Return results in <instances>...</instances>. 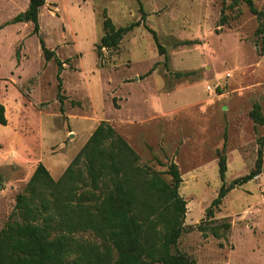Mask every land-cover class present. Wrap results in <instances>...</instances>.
Returning <instances> with one entry per match:
<instances>
[{"label": "rangeland", "instance_id": "rangeland-1", "mask_svg": "<svg viewBox=\"0 0 264 264\" xmlns=\"http://www.w3.org/2000/svg\"><path fill=\"white\" fill-rule=\"evenodd\" d=\"M253 3L264 12V0ZM27 5L0 0V231L16 219L15 198L37 164L58 179L104 123L134 150L137 166L165 180L170 163L178 168L186 202L178 251L195 264H264V123L250 115L257 104L264 118V21L233 0H45L34 35L31 22H13ZM104 17L116 27L144 19L99 48ZM40 38L54 51L50 60ZM258 156L260 173L206 216L221 185L219 157L230 184ZM77 167L85 172L84 162ZM225 222L229 229L214 237ZM70 236L102 244L92 231ZM77 256L68 242L64 263Z\"/></svg>", "mask_w": 264, "mask_h": 264}, {"label": "trees", "instance_id": "trees-1", "mask_svg": "<svg viewBox=\"0 0 264 264\" xmlns=\"http://www.w3.org/2000/svg\"><path fill=\"white\" fill-rule=\"evenodd\" d=\"M237 1L264 21V12L254 6L253 0H233ZM44 3L45 0H28L24 13L15 16L13 22L21 21L24 14L32 24V34L38 35V14ZM142 19L116 27L109 17H104V33L98 47L116 45ZM144 26L162 53L155 31ZM261 32L257 28V33ZM39 42L45 60H50L54 51L41 38ZM258 109L254 104L250 115L263 124ZM0 124H6L1 103ZM137 160L128 143L115 136L112 127L100 123L58 179H53L38 163L15 198L11 217L16 219L0 231V264H65L62 256L68 242H75L78 248L72 264H195L176 248L186 213V202L179 194L182 179L178 168L170 163V179L165 180L161 172L137 166ZM82 162L85 172L77 167ZM217 164L221 185L206 209L208 217L213 216L214 209L234 185L260 173L261 158L258 156L252 171L230 184H225V157H219ZM229 227V222H225L220 232L213 229L211 233L219 238ZM82 231L96 234L101 247L80 243L70 236Z\"/></svg>", "mask_w": 264, "mask_h": 264}, {"label": "water", "instance_id": "water-1", "mask_svg": "<svg viewBox=\"0 0 264 264\" xmlns=\"http://www.w3.org/2000/svg\"><path fill=\"white\" fill-rule=\"evenodd\" d=\"M22 20H26V17H25V15H24V14L22 15Z\"/></svg>", "mask_w": 264, "mask_h": 264}]
</instances>
